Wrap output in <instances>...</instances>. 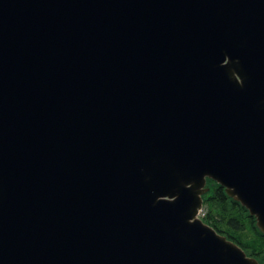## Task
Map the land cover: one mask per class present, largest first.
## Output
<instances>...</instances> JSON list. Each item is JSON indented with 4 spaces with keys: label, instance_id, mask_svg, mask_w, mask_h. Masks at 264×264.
I'll use <instances>...</instances> for the list:
<instances>
[{
    "label": "water",
    "instance_id": "1",
    "mask_svg": "<svg viewBox=\"0 0 264 264\" xmlns=\"http://www.w3.org/2000/svg\"><path fill=\"white\" fill-rule=\"evenodd\" d=\"M207 178L264 233V0H0V264H261Z\"/></svg>",
    "mask_w": 264,
    "mask_h": 264
},
{
    "label": "trees",
    "instance_id": "2",
    "mask_svg": "<svg viewBox=\"0 0 264 264\" xmlns=\"http://www.w3.org/2000/svg\"><path fill=\"white\" fill-rule=\"evenodd\" d=\"M206 188L202 195L201 220L236 243L248 256L264 263V233L255 217L215 181L207 178Z\"/></svg>",
    "mask_w": 264,
    "mask_h": 264
},
{
    "label": "built area",
    "instance_id": "3",
    "mask_svg": "<svg viewBox=\"0 0 264 264\" xmlns=\"http://www.w3.org/2000/svg\"><path fill=\"white\" fill-rule=\"evenodd\" d=\"M201 212V211H200Z\"/></svg>",
    "mask_w": 264,
    "mask_h": 264
},
{
    "label": "rangeland",
    "instance_id": "4",
    "mask_svg": "<svg viewBox=\"0 0 264 264\" xmlns=\"http://www.w3.org/2000/svg\"><path fill=\"white\" fill-rule=\"evenodd\" d=\"M200 215V214H199Z\"/></svg>",
    "mask_w": 264,
    "mask_h": 264
}]
</instances>
